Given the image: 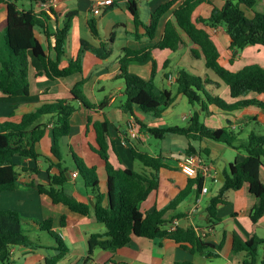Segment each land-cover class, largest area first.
I'll return each mask as SVG.
<instances>
[{"label": "crops", "instance_id": "0c3cea01", "mask_svg": "<svg viewBox=\"0 0 264 264\" xmlns=\"http://www.w3.org/2000/svg\"><path fill=\"white\" fill-rule=\"evenodd\" d=\"M166 1L168 0H136L141 21L146 24L149 21L151 11ZM223 1L210 0V3H201L194 9L192 20L195 21L200 16L209 17L213 7L220 8ZM180 2L181 0L176 2L162 17L156 36L150 41L145 34V29L142 26H135L132 15L124 7V0L117 1V5H113L111 8L106 9L105 6L99 15H92L91 0H58L57 16L55 14L54 18H50L49 30L61 27L64 16L69 11H77L76 15L72 17L65 41L64 54L60 58L61 67L66 66L71 58L76 57L81 39L90 42L94 46H99L102 41L109 42L112 52L107 58L102 59L97 57L94 52L85 50L81 54L82 71L56 79L48 78L42 71L40 63L32 58L29 94L10 97L0 92V121L6 119L19 121L24 113L34 110L42 103L53 102L57 99H69L70 89L82 78L86 79L83 86L86 98L96 105L104 103L105 106L103 109L90 111L79 106L78 102L74 103L79 107L71 116L69 134L60 139V160H57L50 152L52 144L50 129L46 130L36 146V152L40 154L36 160L30 157H14L18 172L16 185L13 190L0 193V209L16 210L20 215L21 224L27 236L33 242L38 243L39 246L15 245L10 250L9 259L3 264H48V260L57 251L53 248L54 239L41 228V223L46 218L52 220V230L67 247L65 256L53 264H174L175 262L185 261H189L191 264H244L247 253L245 251H233V233L244 240L253 235L262 238L263 243L258 246L257 252L258 258L264 256V217L256 223L251 221L250 212L256 204L257 198L249 192L247 184H244L238 190H227L223 196L225 202L217 206L219 221L214 225L206 223L205 206L209 197L215 194L221 185L222 169L230 162L241 161L246 153L221 142L206 138L188 140L185 136L178 134H168L159 139L158 149L152 150V146L155 144L151 139L153 136L140 128L135 123L134 117L121 107L125 100L124 82L122 78H119V59L123 55V48L141 49L148 46V44L156 43L162 37L165 22L174 20L172 12ZM18 4L20 8L31 7L33 10L36 9L34 3L30 5L27 0H19ZM89 18L96 21L97 38H94L90 32ZM5 25L6 4L1 0L0 32H4ZM197 26L203 27L210 34L219 51L221 64L228 69L237 71L251 63L264 67L262 46H246L236 54L233 60H230L232 57L230 37L224 27L220 25L211 27L203 23H198ZM35 33L43 46L46 47L48 54L53 58L52 37L45 36L42 30L38 28L35 29ZM182 37L183 43L175 51L155 48L152 49L148 59L142 62L130 61L128 63L131 72L148 79L152 63L155 62L154 92L158 93L163 89H168L175 98L170 106L162 110L161 116L158 118L152 113L143 115V113L138 112L140 110L136 106L133 107L135 118L146 126L178 125L170 122V120L173 118L171 106L177 100H182L183 96L177 93L176 76L180 70L204 78V76L195 73L196 63H191L185 58L184 61L181 60V54L188 53L205 66L202 54L198 52L197 48L185 35L182 34ZM220 46L223 47V52H221ZM192 49L197 51L196 56L192 54ZM5 57L6 51L0 47V61ZM204 79H206L205 83L208 84L210 89L221 87V83L209 78L206 71ZM172 83H175V90L167 86V84ZM251 97L264 100V97L258 94ZM238 98H232V101ZM185 100L187 101V99ZM192 108V110L198 111L200 122L206 126L207 116H204L203 113L208 115L209 113L220 112L213 105L207 107L209 112L203 111L199 104L193 105ZM259 110L260 108L256 105H249L230 112L223 111L232 116V119H227L226 123L223 124L219 120H215L210 122L213 123V126L210 127L228 126L237 134V139L245 140L251 132H245V127L251 122H258V124L264 126V111L261 113ZM194 111L189 110L188 114H183L182 120H189L188 124ZM88 115H91L93 120H102L105 116L111 123L108 137L113 141V146L119 154L118 158L113 149H108V159L114 167L131 168L149 177L153 175L154 172L151 169L144 167L137 159L133 158L129 145L150 155H161L163 157L167 167L161 168L157 172V187L140 203L139 209L143 213L167 205L186 186L188 178L195 176L191 169L182 162L183 157L187 154L186 148L189 143L194 148L193 153H199L205 161L214 164L218 171L219 180L213 182L210 179H205L204 185L207 187L205 193H197L195 188H192L175 209L165 213L164 219L166 222L164 227L166 229L173 226L193 227L199 237L213 246L212 250L218 253L217 256L207 257L199 252L193 253L188 247L166 237L148 239L134 236L128 244L115 251L95 248L91 258L87 259L88 239L92 234H104L106 232L105 225L96 220L92 208L91 212L86 215L71 211L61 203L52 202L48 195L40 194L30 184L47 185L50 180L49 176L59 173L58 168L53 164L59 162L61 167L66 169V173H68V179L63 185L64 191L75 199L86 202L93 207V195L89 188L84 185L79 175L72 176L73 172H77V167L72 158V153H74L86 165L96 168L99 188L102 192H107L104 160L94 150L97 148L95 132L91 124L87 125ZM47 118L45 116L42 120L45 121ZM244 132L246 133L245 137L243 136ZM22 167H36L37 171L22 170ZM259 174L260 179L264 182V168L260 169ZM222 238H224L222 247L218 248Z\"/></svg>", "mask_w": 264, "mask_h": 264}, {"label": "trees", "instance_id": "16d2710c", "mask_svg": "<svg viewBox=\"0 0 264 264\" xmlns=\"http://www.w3.org/2000/svg\"><path fill=\"white\" fill-rule=\"evenodd\" d=\"M1 1V0H0ZM6 4V25L3 32V43L6 57L0 61V92L13 97L28 95L30 91V65L32 58H35L42 66V71L50 79L66 77L82 71L81 54L90 50L99 58H107L112 48L109 42H100L94 46L90 42L81 39L80 47L76 57L71 58L64 67L60 66V58L64 54L65 41L71 25V20L77 11H69L62 21L61 27L49 30L51 20L44 12H35L31 7L20 8L19 0H3ZM30 5L36 1L27 0ZM117 1L106 6L111 8L117 5ZM179 0H168L161 3L150 13L149 21L144 24L140 17L136 0H126L124 7L133 17L135 26H142L149 40H153L157 34L162 17ZM210 3V0H181L172 15L174 20H168L163 26L162 37L152 44L141 49L123 48V55L119 59V78L124 82L125 100L121 104L122 109L131 114L135 123L147 131L154 138L161 139L168 134L185 136L188 140L210 139L224 143L237 150L246 153L241 161H233L222 169L221 185L217 192L211 195L205 206L206 223L214 225L219 221L217 206L224 203V193L227 190H238L244 184L248 185L249 192L257 198L256 204L250 212V219L253 223L264 217V182L260 179V169L264 168V134L250 132L245 140L237 139V134L228 126L211 128L200 122L198 111H194L190 122L185 126L165 125L146 126L142 124L133 114V107L136 106L141 112L152 113L160 117L164 108L170 106L175 100L174 95L168 89L158 93L154 92V77L156 74V63H152L150 77L142 78L140 75L131 72L128 68L130 61L142 62L148 59L152 49H169L175 51L183 43L182 34L197 48L204 58L206 68L211 69L219 79L229 88L230 96L238 98L232 102H226L219 95H214L202 87L206 79L180 70L176 76L177 93L182 94L189 104H199L203 111L209 112L208 106L213 105L221 111L238 110L249 105H256L264 109V100L256 97H244L249 92L264 97V67L251 63L243 66L237 71H232L221 64L219 51L210 34L198 23L211 27L223 26L230 37V49L232 57L246 46L264 47V10L253 9L256 0H224L220 8L213 7L209 17H197L192 20L194 9L201 3ZM250 11L252 16H247ZM57 16V12L55 13ZM88 26L94 38L98 37L96 21L88 19ZM41 29L45 36L52 37V58L46 47L40 42L35 29ZM137 35V33H136ZM197 51L192 49L196 56ZM85 78L80 79L70 89L69 99H57L53 102H45L34 110L24 113L19 121H0V193L13 190L16 185L18 172L17 163L14 157H30L37 159L40 154L36 152V146L44 136L47 129H50L52 144L51 154L60 160V139L69 134L71 129V116L78 110L79 106L85 109L96 111L103 109L104 103L94 104L90 102L84 92ZM78 102V105L74 103ZM47 116V120L42 118ZM92 125L95 132L97 148L95 152L104 160V170L107 180V192L99 188V178L94 166H88L76 154L72 153L74 164L84 185L89 188L93 195V207L88 203L75 199L64 191L63 185L67 181L66 169L61 164L53 163L59 170L57 175L49 176L47 185L31 183L40 194L48 195L52 202L61 203L69 210L79 214H89L91 208L96 220L106 227L104 234H92L88 239L87 259H90L95 248L108 251H115L129 243L132 237H145L155 239L166 237L182 244L191 252H199L207 257H215L217 252L212 250V245L199 237L193 227H175L168 230L164 227L166 222L164 215L167 211L175 209L183 199L195 188L200 193L205 184V177L198 173L195 177L188 178L186 186L173 197L167 205L150 212H141L140 203L147 198L148 194L157 187V172L167 165L161 155H150L147 152L137 150L129 145L132 156L144 167L151 169L154 173L151 177L144 173L137 172L131 168H116L108 159V149H113L116 156L119 154L109 139L111 123L104 116L102 120H93L91 115L87 116V125ZM194 148L189 143L186 153H193ZM205 152V151H203ZM37 171L36 167L22 170ZM107 194L110 196L108 202ZM41 228L53 239V248L57 253L48 260L53 264L63 258L67 247L57 234L52 230V220L43 219ZM224 238L218 244L222 247ZM263 243V239L253 235L248 239H242L239 235H232V249L235 252L245 251L247 258L244 264H264V256L258 258L257 248ZM15 245L38 247L24 231L19 213L14 209H0V264H3L10 257V250ZM174 264H191L189 261L175 262Z\"/></svg>", "mask_w": 264, "mask_h": 264}, {"label": "rangeland", "instance_id": "374dc122", "mask_svg": "<svg viewBox=\"0 0 264 264\" xmlns=\"http://www.w3.org/2000/svg\"><path fill=\"white\" fill-rule=\"evenodd\" d=\"M26 5L28 6V4H26ZM253 9L255 11H262V10H264V0H256L255 6L253 7ZM246 15L247 16H252V13L250 11H247L246 12ZM0 47H2V49H4L3 33L2 32H0ZM261 49H262V51H264V47H261ZM220 50H221V52H223L222 51L223 50V47L222 46H220ZM184 58L187 59L188 61H190L191 63H196L197 69L195 70V73L200 74V75L204 76V78H205V71H206V73L208 74V77L209 78L214 79V80H217V81H219L221 83V85H220L221 87H216V88L210 89L208 87V84H206L205 82H203L202 83V87L206 91H209L210 93H214V94L220 95V97L223 98L226 102H230V101L233 100L230 97V95H229L227 85L224 82H222L219 79V77L211 69L205 68L206 66H204L202 64V62H200L197 59H194L188 53L181 54V60L182 61H184ZM243 60H245V58H243ZM243 60H242V62H244ZM240 64H242V63H240ZM167 86L169 88H171L172 90H175V87H176L175 86V83L167 84ZM223 87H224V89H223ZM247 95L251 97L252 95H255V93L249 92ZM185 99L186 98L184 96H182V100H177V102H175L171 106V112H172L173 118L170 120V122L182 126V125H186L187 122L189 121V120H187V121L182 120V116H183V114H188V111L189 110H191L192 112L194 110H192L193 108H192L191 104H189ZM219 111L220 112H218V113H215V114L209 113L208 115L205 114V113H203L204 116L205 115L207 116L206 117V124H207V126L209 125L208 127L213 126L212 125L213 123H210V122H213L215 120L216 121L219 120L223 124V123H226V120L227 119H230V118L232 119V116H230L229 114H227V113H225V112H223L221 110H219ZM259 111L261 113H263L264 110H263V108H260ZM138 112L141 113V114L143 113V115H145V114L146 115H149L150 114L148 112H145V113L144 112H141V111H138ZM166 123H168V122H166ZM217 124H219V123H217ZM249 131L255 132V133H264V126H262L261 124H258V122H251V124H249V125H247L245 127V132H249ZM245 132H244L243 136L246 134ZM151 139H152V141H154L153 143H155L152 146V150H157L158 149V146H159L158 143H159L160 140L158 138H154V137H152ZM146 150H148V149H146ZM209 184L210 183L208 182V185Z\"/></svg>", "mask_w": 264, "mask_h": 264}, {"label": "built area", "instance_id": "2783aa9c", "mask_svg": "<svg viewBox=\"0 0 264 264\" xmlns=\"http://www.w3.org/2000/svg\"><path fill=\"white\" fill-rule=\"evenodd\" d=\"M112 1L113 0H91L92 15H99L102 12V9L112 3ZM34 5L36 7V9H34L35 12H44L48 17L54 18L58 7V0L36 1ZM182 162L185 166L191 169L193 175L195 176L200 173L202 176L205 177V179H210L213 182H217L219 180L218 171L214 164L205 161L199 153L186 154L183 157ZM72 176L76 177L77 172H73ZM206 191L207 187L204 185L202 187L201 192L205 193ZM174 228L175 226L170 227L168 230H172Z\"/></svg>", "mask_w": 264, "mask_h": 264}, {"label": "water", "instance_id": "95a60500", "mask_svg": "<svg viewBox=\"0 0 264 264\" xmlns=\"http://www.w3.org/2000/svg\"><path fill=\"white\" fill-rule=\"evenodd\" d=\"M66 176L68 177V173H66ZM108 202L110 203V196L107 194Z\"/></svg>", "mask_w": 264, "mask_h": 264}]
</instances>
